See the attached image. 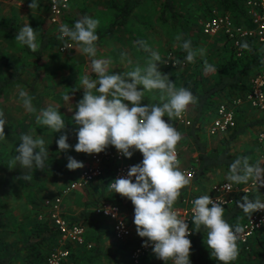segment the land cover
I'll use <instances>...</instances> for the list:
<instances>
[{"label":"clouds","instance_id":"9594fccd","mask_svg":"<svg viewBox=\"0 0 264 264\" xmlns=\"http://www.w3.org/2000/svg\"><path fill=\"white\" fill-rule=\"evenodd\" d=\"M28 6L31 10L38 9L39 2L31 0ZM98 25V20L85 15L72 27H60V38L67 37L75 43L76 48L91 58V72L95 78L88 74L80 78L84 94L75 105L72 116V121L78 126L77 143L70 145L68 135H60L56 140L58 154L72 149L76 153L98 155L110 146L127 159H131L137 151L141 153V163L131 166L126 178L115 179L108 187L114 194H119L133 204V223L138 237L142 238V247H151L153 254L164 264H169V261L171 264H191L192 245L189 237L193 230L189 228L188 220L180 218L173 209L181 189L190 181L179 170L176 146L181 136L170 121L174 117H181L189 105L196 102V98L188 88H177L176 82L159 70L161 57L145 41L136 43L150 53L146 64L135 66L131 71L113 74L109 70L110 61L95 58ZM39 32L26 24L16 33L14 40L36 52L40 47L37 41ZM176 41L186 52V61L194 62L198 52L192 48L191 41H182L180 35L176 36ZM242 47L247 48L248 45L245 43ZM199 54L202 55L203 50H199ZM120 59L128 65L133 63L125 52L121 53ZM205 71L212 72L215 69L205 65ZM149 92H158L160 103H144L145 94ZM18 95L27 113L37 111L27 91L21 89ZM71 99L70 93L63 96L65 102ZM59 109L54 106L40 109L36 123L53 133L62 132L66 128L65 117ZM3 115L0 111V142L6 139ZM20 140L9 160V167L19 166L28 173L43 171L50 156L43 136L24 134ZM83 167V162L68 158V170L75 171ZM24 178L28 179V176ZM225 180L228 183L222 188L228 192H231L233 184L247 183L249 180L262 188L264 164L253 165L246 157L237 158L229 165ZM192 204L194 230L203 228L206 232L204 243L211 256L220 264H232L239 255L237 239L243 229L230 225L224 219L225 208L220 197L214 201L209 195H202L194 199ZM237 207L251 217L256 212L264 211V201L249 199L246 195L237 202ZM104 211L105 214L114 212L112 209Z\"/></svg>","mask_w":264,"mask_h":264},{"label":"trees","instance_id":"16d2710c","mask_svg":"<svg viewBox=\"0 0 264 264\" xmlns=\"http://www.w3.org/2000/svg\"><path fill=\"white\" fill-rule=\"evenodd\" d=\"M217 1L222 8V12L229 14L236 24L240 18L244 19L246 24L249 22L243 0ZM144 2L160 6L159 19L163 24L171 22L176 25V18L181 17L183 12H187L186 10L177 13L175 5L177 0L127 1L122 7L113 5L118 14L117 19L120 21L112 24L110 30L114 26L126 25L133 9ZM214 5L215 3H207L201 10L205 14L209 13ZM76 21L77 19H73L68 22L74 26ZM17 32H19V28L14 17L10 15L0 17V34L15 38ZM55 40L52 37L42 36L39 41L40 47L36 52H32L24 46L26 52L33 56L36 66H39L45 50ZM183 40H190L192 48L196 45L195 41L185 33ZM224 41L230 48L222 60L215 61L213 75L208 80L186 77L182 85V87L188 88L193 93L196 102L189 105L188 108L191 125L189 127L179 126L176 129L180 134L183 133L180 139V142L183 141L182 145L190 144L194 146L193 151L196 153V158L190 162L189 166L184 165V168H193L195 177L185 188L181 189V194L174 206H177L187 195L196 194L194 191L188 192L187 189L192 185L199 184L207 173L218 171L226 176L229 165L237 158L246 157L250 164L255 165L257 161L254 160L253 156L257 152H261V147L257 144L255 138L252 149L244 151L240 156L233 154L232 146L245 133L249 130L252 131V129H258V132L264 129V115L257 111L262 116L251 121H240L243 119L244 113L239 111L245 110L242 106L236 112L237 123L234 128L222 135L209 136L207 134L211 139L210 143H208V137L204 134L206 131L204 126L210 123L214 117L217 106L222 102H229L235 97H242L248 91L251 78L263 69L261 51L254 41H242L240 55H237L235 48L229 42ZM245 43L248 45L247 48L242 47ZM185 54L186 52L180 48L176 57L173 58V60L179 62L174 69L184 68L181 63H184L185 66ZM15 87H26L31 94L37 92L36 82L27 83L23 78V69L10 57L0 52V97ZM68 87L72 92L78 93L74 83L70 82ZM143 102L147 103L145 99ZM170 123L174 125V118ZM27 126L23 124L17 130L4 129V134L15 136V142L12 145L13 155L16 146L21 142V136L26 134L25 127ZM67 135L70 145L77 142L76 134L69 132ZM216 137L220 139L214 140ZM48 149L50 156L45 169L43 171L33 170L31 173L19 168V166L10 168L9 163L6 162V154L3 155V151L0 149V264H45L49 254L58 246L59 234L56 229L51 225L49 219L39 220L38 217L44 214L43 200L54 196L62 187L74 181L76 170L70 171L66 168V165H60L56 158L52 156L53 146L51 145ZM176 149L180 156V163H182V151H180L181 148L178 144ZM142 159V154L137 151L134 164L141 163ZM116 166L114 162L104 163L101 175L88 183L80 193V212L75 216L65 214V218L70 225L75 224L85 229V240L90 244V248L86 245L74 246L68 244L69 256L62 264H104L105 262L107 264H116V262L121 264L119 258H126L124 259L126 264H132L129 260L130 252L134 247L143 243L142 238L137 235L126 243L116 241L119 244V251L111 255L109 250L104 249L101 243L106 236H112L111 222L94 214L95 208L106 203L121 207L126 214H131L134 211V206L130 200L122 198L119 194H114L108 187V184L113 180ZM25 176H28V179H25ZM217 181L218 183L227 182L225 179ZM47 182L53 185L54 191L46 190ZM18 188L30 192L28 204L31 205V209L29 211L17 210L16 213V210L10 208L9 199L16 196ZM243 197L236 200L224 212V219L234 227L240 226L248 216L237 207V202L241 201ZM248 197L249 199H258L256 195H248ZM192 228L190 239L192 245L191 264H220L215 257L211 256L204 243L207 236L204 229L201 228L195 231L194 225ZM238 249L239 255L232 264H264V230L253 237L250 250L245 251L239 246ZM139 264H164V262L151 254L143 257Z\"/></svg>","mask_w":264,"mask_h":264},{"label":"rangeland","instance_id":"374dc122","mask_svg":"<svg viewBox=\"0 0 264 264\" xmlns=\"http://www.w3.org/2000/svg\"><path fill=\"white\" fill-rule=\"evenodd\" d=\"M17 1L20 3L19 7L14 6L10 8L11 3L16 4ZM40 1L42 0H38L41 10L39 8L31 10L28 6L31 0H0V17L12 14L17 21L19 30L26 24H29L34 30H39L40 32L37 36L38 43L41 33L43 32L45 35H49V37L56 39L55 42L45 50L39 66H36L33 56L28 54L25 47L19 45L14 40L15 38L0 34V52L10 57L23 69V78L27 83L35 81L37 87V92L34 94H31L26 87H15L0 97V111L3 112V119L6 121L4 129L17 130L19 127H22L23 124H26L28 125L25 127L26 134H31L34 137L38 135L43 136L45 147L48 148L51 145L53 146L54 151L52 152V156L56 158L60 165H66L68 158L73 157L83 162L85 166L89 155L76 153L72 149L58 154L56 140L60 135L68 134L69 132L76 134L78 131V126L72 121V116L75 111V105L83 98L84 94V90L81 89L80 78L84 74H88L95 78V74L91 72V58L76 48L75 43L72 41V48L69 51H60L61 42L55 34V27L51 25V27H47L43 23L42 2ZM23 3L25 5H23ZM117 3L119 4V0H117ZM208 3H213V1L210 0ZM206 4V0H177L175 4L177 13L186 10L187 12H183L181 17L178 16L176 18V25L171 22L167 24L161 22L159 19L160 6H153L149 3L145 5L141 4L140 7L133 9L131 14L132 18L127 26L120 27L118 25L117 31L114 34L104 37V32L109 28L111 21H113L116 16L114 9L110 6V0H83L82 3H79L76 7L71 9V12L66 16L65 22L72 27L68 21L81 18L80 11H84L87 16L99 21L96 32L101 33L102 37H99L96 41L97 52L95 58L110 61L109 70L113 71V74L131 71L135 66H144L146 64L150 59V53L145 52L136 43L137 41H145L147 45L161 57V64L158 66L159 70L163 74L168 75L172 82H176L177 88H179L182 87L186 77L208 80L213 75V71L206 72L205 65L214 67L215 61L218 59L222 60L230 48L227 44L221 43L220 39H210L212 40V44L209 43V41H205L206 38H203L204 36L200 39L198 35L200 33L198 32L200 27L199 21L202 20L205 15L204 11L201 9ZM11 9H13L12 13ZM184 33L188 37H195L193 40L196 45L193 49L197 50L198 55L194 62L185 61V66H182L184 68L174 69L171 65V61L176 57V54L181 48L177 44L176 36L180 35L183 39ZM199 50H203L202 55L199 54ZM235 51L237 55H240V51L237 49H235ZM122 52L127 53L129 58L133 61L131 65L121 62L120 55ZM182 77L183 81L181 82ZM70 82L74 83L78 93L70 90L68 87ZM21 89L27 91L29 95L32 96L33 106L37 110L35 113H27L24 110L18 95ZM68 93L71 94L72 99L70 102H65L63 96ZM144 99L149 104L160 103L158 92L146 93ZM49 106L60 108V113L65 117L66 128L60 133H53L46 128H40L36 123V115L39 113L40 109ZM242 107L245 110L239 111L240 113H244V117L240 121H251L262 116L254 110L245 108L246 106ZM208 124L204 126V130L206 128L204 134L208 137L207 141L210 143L211 139H209L207 135ZM257 133L258 129H252V131L249 130L245 133V135L232 146L233 154L240 156L244 151L252 149V143H254ZM5 136L6 139L0 142V149L3 151V155L6 154V162L9 163V160L13 156L12 145L15 142V136L12 134H5ZM180 136H183V133L180 134ZM218 138L219 137H216L214 140H218ZM76 143L77 142L72 145L74 146ZM181 143H183V141L180 142V140L177 143L181 148L180 151H182V163H180V167H184V165L189 166L190 162L194 161L196 158V153L193 151L194 146L190 144L182 145ZM263 154L264 152L262 150L259 153L257 152L256 155L253 156L254 160L258 162L260 156ZM80 170L81 169L76 170L74 175L76 176ZM219 179H225V175L218 171L207 173L199 184L195 186L192 185L187 191L200 193V189L207 187L208 190L209 186L213 183H218L217 180ZM46 190L54 191L53 185L48 184ZM201 192H203V190H201ZM29 198L30 192L28 190L18 188L16 196L10 197L9 199L10 208L16 210V213L17 210L29 211L31 209V205L28 204ZM50 198L51 197H48L43 200V207L45 200ZM79 206H81V203L79 205L75 202L73 197H69L65 201V214L67 216L77 215L80 212ZM131 226L132 237H135L137 236V232L133 220L131 221ZM101 243L103 248L109 250L111 255L118 253L119 244L116 243L113 236H106L102 239ZM124 259L119 258L121 264H126ZM104 264L107 263L105 262ZM116 264L119 263L116 262Z\"/></svg>","mask_w":264,"mask_h":264},{"label":"built area","instance_id":"2783aa9c","mask_svg":"<svg viewBox=\"0 0 264 264\" xmlns=\"http://www.w3.org/2000/svg\"><path fill=\"white\" fill-rule=\"evenodd\" d=\"M78 1L45 0L46 20L49 25L56 27L57 38L61 42V52L69 51L72 48L70 39L67 37L60 38V27L61 25H68L65 22L66 16L69 14L71 6ZM243 3L246 9V16L252 28L237 25L229 15L217 9H211L207 19L201 25V32L205 36H222L238 51L241 50L242 41H254L261 51L263 69L251 78L248 91L242 97H235L229 102H222L217 106L214 117L207 126V134L209 136L222 135L234 128L236 125V112L243 104L264 115V0H243ZM171 65L176 67L178 63L172 60ZM181 66H184V63H181ZM174 121L177 126L189 127L191 125L187 110L181 117H174ZM256 142L264 152V129L257 133ZM176 153L179 170L185 174L189 181H192L195 177L194 169L180 167V156L177 149ZM135 154L131 159H127L120 155L114 147H109L104 153L88 156L86 165L75 176V180L62 187L55 196L45 200L44 214L40 215L38 219H49L51 225L59 234L58 246L49 254L45 264H62L69 256L68 244L74 246L86 245L90 248V244L85 240V229L75 224L70 225L65 218V199L77 188H84L88 183L99 177L104 163L114 162L117 165L112 181L122 177L126 178L130 167L135 165ZM258 163L264 164V154L260 156ZM226 183L228 182L213 183L206 192L187 195L177 206H173V209L180 218L188 220L186 222L189 224V228L193 230L191 221L193 216L191 212L192 201L202 195H209L214 201L220 197L225 209L230 207L240 197L246 195H256L258 199L264 201V187L259 188L258 184L253 180H249L242 185L233 184L231 192L222 188V185ZM104 209H112L114 212L105 214ZM94 214L111 222L112 236L117 242L126 243L129 241L134 211L131 214H126L121 207L106 203L95 208ZM239 227L243 231L238 233L237 245L248 251L250 250L253 237L264 230V211L256 212L251 217L247 216ZM191 236L189 239H191ZM151 254L154 255L151 247L145 248L140 244L131 250L129 260L132 264H139L143 257ZM169 264H171V261H169Z\"/></svg>","mask_w":264,"mask_h":264},{"label":"crops","instance_id":"0c3cea01","mask_svg":"<svg viewBox=\"0 0 264 264\" xmlns=\"http://www.w3.org/2000/svg\"><path fill=\"white\" fill-rule=\"evenodd\" d=\"M82 1L83 0H79L77 3H75V4H73L72 6H71V9L72 8H74V7H76L79 3H82ZM127 1H133V0H119V4L117 3V0H110V6L113 8V5H116V6H118V7H122V6H124V4L127 2ZM211 1H213V3H215V5H214V7L213 8H211V9H217V10H219L220 12H222V8H221V6H220V4H218V1L217 0H211ZM40 2H42L41 3V5H42V13H43V23H44V25H46L47 27H49L50 25H49V23L47 22V14H46V6H45V0H42V1H40ZM208 2H210V0H206V3H208ZM213 3H211V4H213ZM146 4V2H144V3H142V5H145ZM19 5H20V3L17 1V3L16 4H12L11 3V7L10 8H13L14 6H16V7H19ZM23 5H25L24 3H23ZM141 5V4H140ZM140 5L139 6H137V7H140ZM150 5H153L154 6V4H150ZM158 6V5H157ZM136 7V8H137ZM40 10H41V7L39 6L38 7ZM71 9H70V12H71ZM114 9V8H113ZM12 11H13V9H11V13H12ZM115 11V10H114ZM69 12V13H70ZM115 13H116V16H115V18H114V20L113 21H111V24L109 25V28L104 32V35H103V37L104 36H106V35H111V34H114L116 31H117V27L118 26H114L111 30H110V28H111V25L112 24H114V23H118L120 20H118L117 19V12L115 11ZM205 14V13H204ZM80 15H81V18H83L85 15H86V13H84V11H80ZM208 13H206L205 15H204V17L202 18V20H200L199 21V24H200V27H199V31L198 32H200L198 35L200 36V39H202V37L203 38H206V40L205 41H209V43H211L212 44V40H210V39H213V38H215V39H220V41H221V43H225V39L222 37V36H220V35H217V36H205V35H203L202 34V32H201V25H202V23L204 22V20H206L207 19V17H208ZM227 15H229V14H227ZM9 16V15H8ZM10 16H12V17H14V15H10ZM230 16V15H229ZM231 17V16H230ZM15 18V17H14ZM81 18H77V20L78 19H81ZM132 18V15L129 17V19L126 21V25H121L120 27H125V26H127L128 25V23H129V21H130V19ZM232 18V17H231ZM233 19V18H232ZM16 20V19H15ZM238 23H237V25L239 24V25H243V26H245V27H247V28H252V26H251V24H250V22H248L247 24L245 23V20L244 19H242V18H240V19H238ZM249 24V25H248ZM52 26V25H51ZM50 26V27H51ZM53 27H55V26H53ZM55 30H56V27H55ZM57 31V30H56ZM55 31V34H56V36H57V32ZM97 35H98V38L100 37H102V34L101 33H97ZM42 36H45V37H49V35H45V33L43 32V33H41V37ZM41 37H40V39H41ZM217 37H220V38H217ZM195 37L194 36H191L190 37V39H194ZM223 39V40H222ZM210 45V44H209ZM242 106H246L245 108H249L248 107V105H246V104H243ZM251 110V109H250ZM187 111L189 112V110H188V108H187ZM176 123H175V121H174V127L175 128H177V127H179V126H177V125H175ZM77 175V174H76ZM87 186V185H86ZM85 186V187H86ZM84 187V188H85ZM84 188H77L76 190H74V192L70 195V197H73V199L75 200V202H77L79 205H80V202H81V197H80V193L83 191V189ZM201 190H203V192H205V191H207V187L206 188H203V189H200V193H203V192H201ZM196 194H198L197 192H196ZM69 198V197H68ZM65 206V205H64ZM79 207H81V206H79ZM81 209V208H80ZM131 238H132V232H131V237H130V239H129V241L131 240Z\"/></svg>","mask_w":264,"mask_h":264}]
</instances>
